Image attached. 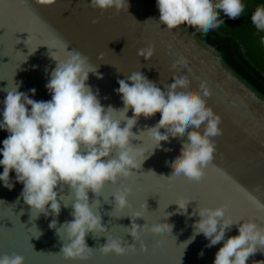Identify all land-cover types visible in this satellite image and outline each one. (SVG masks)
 <instances>
[{
    "label": "water",
    "instance_id": "obj_1",
    "mask_svg": "<svg viewBox=\"0 0 264 264\" xmlns=\"http://www.w3.org/2000/svg\"><path fill=\"white\" fill-rule=\"evenodd\" d=\"M90 2L54 0L42 4L31 0L32 9L64 46L60 47L56 40L40 43L36 37L29 38L16 23L22 15L18 0H0V111L7 91L13 88L36 101L51 100L46 84L68 52L87 58L91 71L85 83L105 111L111 107L121 128L133 118V111L124 109L121 94L116 91L119 80L139 72L166 91L174 76L184 74L186 79L175 86L199 92L205 106L220 117L221 132L210 137L215 149L212 164L203 168L206 177L200 183L174 173L171 167L173 158L180 156L188 143L189 131L203 134L207 121L199 128L189 125L175 131L169 121H164L161 127H168V134L155 138L151 145L154 136L150 129L159 123L160 111L141 114L135 117L128 144L133 150L140 149L137 166L128 168L127 177L118 176L114 183L105 181L99 192L88 191L89 207L101 218L105 231L86 234L85 242L91 250L87 258L67 259L61 251L69 243L62 229L74 219L75 190L59 182L55 188L59 214H53L47 206L46 211H37L23 200V184L15 180L14 172L10 173L11 189L0 182V256L20 255L23 264H213L224 240L209 245V238L195 231L201 208L220 207L224 210L220 219L232 220L225 240L238 234L239 225L245 222L264 230L259 215L240 211L252 207L253 200L264 204V98L223 63L213 45L199 40L181 22L168 28L150 16L146 8L159 15L156 0H141L139 5L127 0V8L119 10L114 6L104 10L90 7ZM174 30L191 48L194 45L207 55L217 69L175 36ZM43 35L37 28V37ZM149 49L152 55L146 58ZM201 83L208 88V96H203ZM30 89H35L34 95ZM7 135L0 130V142ZM116 157L117 150L113 149L103 159ZM125 189L127 203L118 208L115 194ZM218 189L233 196L229 207L218 198ZM180 199H185L186 209L180 208ZM137 209L139 214H135ZM53 221L55 227H50ZM133 221L137 235L129 231ZM152 221L170 227L154 229ZM109 236L122 241L125 248L120 253L100 251ZM247 264H264V245L257 243Z\"/></svg>",
    "mask_w": 264,
    "mask_h": 264
},
{
    "label": "clouds",
    "instance_id": "obj_2",
    "mask_svg": "<svg viewBox=\"0 0 264 264\" xmlns=\"http://www.w3.org/2000/svg\"><path fill=\"white\" fill-rule=\"evenodd\" d=\"M37 2L52 4L54 0ZM89 6L101 10L113 6L118 10L126 9L127 0H91ZM156 7L159 22L168 28L187 20L205 32L223 24L221 12L228 18H238L245 9L243 0H156ZM251 22L258 31L264 32V5L255 8ZM151 55L149 49L146 58ZM86 60L78 52H68L67 58L57 64L46 84L51 100L36 101L13 88L7 91L0 111V130L8 133L0 142V167L3 169L0 182L3 186L13 187L10 173L14 172L15 180L23 184L21 195L25 203L37 211H46L47 206L55 215L61 207L55 191L57 184L63 182L75 190L74 219L62 229L69 241L61 250L67 259H86L91 252L85 242L86 234L105 231L101 218L89 207L88 191L99 192L105 181L114 183L118 176L127 177L128 168L137 166L140 149L128 146L135 117L160 111L159 123L150 129L155 138L168 134L169 128L161 127L164 121L170 122L172 131L183 130L189 125L199 128L207 121L203 134L189 131L188 143L181 149V155L173 158L174 173L192 180H199L203 175V168L212 160L215 150L210 137L221 132L219 115L205 106L202 95L191 88L175 86L177 81H184L186 75L174 76L165 91L139 72L118 81L116 91L121 94L124 109L133 111V118L121 128L111 107L105 111L97 95L86 85L91 71ZM200 87L203 96H208V88L203 83ZM29 91L35 94V89ZM113 149L117 150V157L103 159ZM126 195L127 189L115 194L118 208L125 207ZM179 206L186 209L185 202H180ZM135 214H139L138 209ZM199 215L201 219L196 222L195 231L209 238V245L224 240L213 264H247L257 243L264 245V230L257 229L252 222L240 224L238 234L225 240V231L232 220L220 219L224 217L220 207L201 208ZM150 226L154 229L170 227L158 221H152ZM50 227H55V221ZM129 231L137 235L135 221ZM124 248L119 238L109 236L100 251L120 253ZM23 261L20 255L0 256V264H23Z\"/></svg>",
    "mask_w": 264,
    "mask_h": 264
},
{
    "label": "trees",
    "instance_id": "obj_3",
    "mask_svg": "<svg viewBox=\"0 0 264 264\" xmlns=\"http://www.w3.org/2000/svg\"><path fill=\"white\" fill-rule=\"evenodd\" d=\"M244 12L238 18H228L221 12L223 24L216 29L203 31L187 20L180 21L193 35L213 45L223 63L234 74L264 98V32L251 22V15L264 0H243Z\"/></svg>",
    "mask_w": 264,
    "mask_h": 264
},
{
    "label": "snow or ice",
    "instance_id": "obj_4",
    "mask_svg": "<svg viewBox=\"0 0 264 264\" xmlns=\"http://www.w3.org/2000/svg\"><path fill=\"white\" fill-rule=\"evenodd\" d=\"M18 6L22 9V15L18 18L16 23L21 26L23 32H27L29 34V38L36 37L38 42L40 43H50L52 40H56L57 44L60 47H64L59 38L55 37L54 34H52L48 28L46 23L44 22L43 18L35 12L31 7V0H18ZM37 28L41 33H43V37H37ZM121 116H123V113H121ZM151 145L155 143V137H151V140L149 142ZM212 164V160L209 161L208 165ZM206 177V173L203 174V176L200 177L199 180H195L197 183H200L204 180ZM170 178V177H169ZM168 178V179H169ZM218 198L221 199L223 202L224 207H229L230 204L233 202V196L231 193L218 189L217 190ZM181 202H185V199H180ZM241 212H247L249 215H259L261 220H264V204L257 203L255 200H253V206L247 207V208H241Z\"/></svg>",
    "mask_w": 264,
    "mask_h": 264
},
{
    "label": "bare ground",
    "instance_id": "obj_5",
    "mask_svg": "<svg viewBox=\"0 0 264 264\" xmlns=\"http://www.w3.org/2000/svg\"><path fill=\"white\" fill-rule=\"evenodd\" d=\"M134 3H136L137 5H139V2L141 1V0H132ZM141 4V3H140ZM145 11L147 12L148 11V13L150 14V16H152L155 20H157L158 22H159V15H158V13H156L154 10H152V9H148V8H146L145 9ZM175 30L174 31H172V33L175 35V36H177L175 33ZM180 40H182L186 45H188L189 47H190V45L184 40V39H181L179 36H177ZM191 48V47H190ZM191 49H193L196 53H198L201 57H203L206 61H208L211 65H213L214 67H215V65L212 63V60L206 55L205 56V54H203L202 52H199L197 49H196V47L193 45V48H191ZM216 68V67H215ZM217 69V68H216ZM221 72V71H220ZM222 74H223V72H221ZM230 83V82H229ZM231 84V86L232 87H234L236 90H238L241 94H243L245 97H247L249 100H251L252 102H254L252 99H250L248 96H247V94H246V92L245 91H243L242 89H240L239 87H237L236 85H234V84H232V83H230Z\"/></svg>",
    "mask_w": 264,
    "mask_h": 264
},
{
    "label": "flooded vegetation",
    "instance_id": "obj_6",
    "mask_svg": "<svg viewBox=\"0 0 264 264\" xmlns=\"http://www.w3.org/2000/svg\"><path fill=\"white\" fill-rule=\"evenodd\" d=\"M262 41L264 42V35L262 36Z\"/></svg>",
    "mask_w": 264,
    "mask_h": 264
},
{
    "label": "rangeland",
    "instance_id": "obj_7",
    "mask_svg": "<svg viewBox=\"0 0 264 264\" xmlns=\"http://www.w3.org/2000/svg\"><path fill=\"white\" fill-rule=\"evenodd\" d=\"M200 40V39H199Z\"/></svg>",
    "mask_w": 264,
    "mask_h": 264
}]
</instances>
